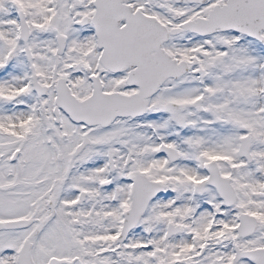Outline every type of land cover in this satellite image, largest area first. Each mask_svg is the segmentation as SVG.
Segmentation results:
<instances>
[{
	"label": "snow or ice",
	"instance_id": "1",
	"mask_svg": "<svg viewBox=\"0 0 264 264\" xmlns=\"http://www.w3.org/2000/svg\"><path fill=\"white\" fill-rule=\"evenodd\" d=\"M0 264H264V0H0Z\"/></svg>",
	"mask_w": 264,
	"mask_h": 264
}]
</instances>
